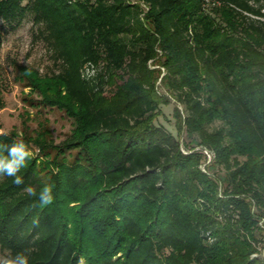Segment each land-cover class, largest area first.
I'll use <instances>...</instances> for the list:
<instances>
[{
	"label": "trees",
	"instance_id": "16d2710c",
	"mask_svg": "<svg viewBox=\"0 0 264 264\" xmlns=\"http://www.w3.org/2000/svg\"><path fill=\"white\" fill-rule=\"evenodd\" d=\"M28 12L61 69L19 79L74 128L60 144L35 140L43 160L21 170L23 184L1 178L2 253L24 251L30 264H264V0H0L9 23ZM159 81L184 105L176 134L156 122L170 103ZM18 133H0V155L30 145ZM45 183L55 199L40 208L23 189Z\"/></svg>",
	"mask_w": 264,
	"mask_h": 264
},
{
	"label": "rangeland",
	"instance_id": "374dc122",
	"mask_svg": "<svg viewBox=\"0 0 264 264\" xmlns=\"http://www.w3.org/2000/svg\"><path fill=\"white\" fill-rule=\"evenodd\" d=\"M43 29L44 25L35 23L31 12L27 13L20 24H12L0 18V133L11 134L15 130L19 132L17 139H22L24 135L31 136L33 139L29 148L34 153L33 157H40L38 163L43 160V156L35 142L37 138L55 145L60 144L74 128V119L64 109L41 103L39 93L30 84L19 79L22 70L26 69H36L42 75H51L61 69L53 57ZM153 66L161 68V76L164 75L165 69L161 65ZM85 73L92 74V68L87 67ZM158 84L160 91L168 95L160 81ZM168 96L170 103L162 106V113L156 122L176 134L178 130L174 109L178 106L182 114H185L184 105L178 103L173 96ZM180 137L184 148L187 143L193 145V142H189L191 138L185 129L180 131ZM202 148L197 146L196 150H204ZM71 152L74 153L75 150ZM204 152L207 156L206 163L211 162L213 153L208 150ZM217 172L221 170L217 169ZM261 233L259 247L262 251L260 255L264 257V231ZM0 254L4 253L0 250Z\"/></svg>",
	"mask_w": 264,
	"mask_h": 264
},
{
	"label": "clouds",
	"instance_id": "9594fccd",
	"mask_svg": "<svg viewBox=\"0 0 264 264\" xmlns=\"http://www.w3.org/2000/svg\"><path fill=\"white\" fill-rule=\"evenodd\" d=\"M5 155H0V178L11 177L15 185L24 183L21 170L27 168L28 162L33 158L34 153L23 141L13 142L4 146ZM54 185L45 183L39 189L28 185L23 191L29 197L37 198L39 207L45 208L54 202ZM0 264H30V257L24 251L7 252L0 254Z\"/></svg>",
	"mask_w": 264,
	"mask_h": 264
}]
</instances>
